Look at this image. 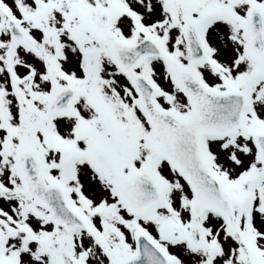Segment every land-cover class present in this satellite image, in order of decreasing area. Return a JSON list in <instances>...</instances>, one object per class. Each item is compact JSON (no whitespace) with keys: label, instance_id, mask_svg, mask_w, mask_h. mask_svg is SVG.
<instances>
[{"label":"snow or ice","instance_id":"obj_1","mask_svg":"<svg viewBox=\"0 0 264 264\" xmlns=\"http://www.w3.org/2000/svg\"><path fill=\"white\" fill-rule=\"evenodd\" d=\"M0 264H264V0H0Z\"/></svg>","mask_w":264,"mask_h":264}]
</instances>
